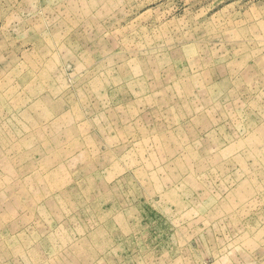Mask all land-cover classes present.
Here are the masks:
<instances>
[{
	"label": "rangeland",
	"instance_id": "374dc122",
	"mask_svg": "<svg viewBox=\"0 0 264 264\" xmlns=\"http://www.w3.org/2000/svg\"><path fill=\"white\" fill-rule=\"evenodd\" d=\"M0 264H264V0H0Z\"/></svg>",
	"mask_w": 264,
	"mask_h": 264
}]
</instances>
